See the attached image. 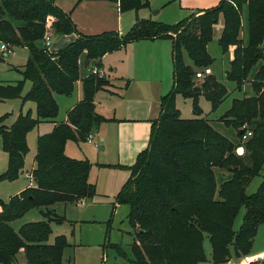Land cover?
<instances>
[{"label": "trees", "instance_id": "16d2710c", "mask_svg": "<svg viewBox=\"0 0 264 264\" xmlns=\"http://www.w3.org/2000/svg\"><path fill=\"white\" fill-rule=\"evenodd\" d=\"M118 2L121 12L147 6L142 0ZM243 5L247 6V44L240 37ZM48 17L53 19L52 34H77L75 41L56 53L45 45H36L43 42ZM219 17L223 21L219 45L224 51L234 46L226 77L237 90H242L261 61L251 79L254 94L233 98L231 107L220 117L237 128L240 139L244 124L251 130L242 154H237L236 144L215 130L207 117L200 116L197 104L198 97L204 95L215 110L228 95L210 75L195 78V72L208 68L211 62L207 44ZM156 37L172 39L173 84L161 97L160 113L152 123L147 147L126 167L130 175L115 197L117 203L128 205L127 219L135 237L127 264H199L206 259L205 236L211 244L212 261L222 264L229 259L230 245L237 255L247 254L258 225L264 223V175L255 192L245 191L264 165V0H220L216 7L175 25L138 18L123 35L111 31L81 34L70 14L55 0H0V42L9 48H28L24 76L32 86L24 100L33 101L36 111V117L28 112L19 114L9 128L0 118L2 148L8 156L0 182L14 180L22 172L29 150L27 132L40 122H55L58 104L54 95L73 93L80 80L82 56L92 65L90 68H99L106 53L136 40ZM184 52L194 68L185 64ZM81 82L82 98L68 110L66 121L38 136L35 168L30 173L34 185L7 201L0 198V264H14L21 250L26 264H62L67 242L59 236L54 243L48 242L50 222L64 219L53 205L95 194V185L88 178V160L74 159L64 152L67 140H86L92 129L105 120L95 111L93 98L105 86V80L89 72ZM23 84V80L15 84L0 81V101L20 96ZM177 94L193 100L197 117L181 118L175 106ZM227 167L232 168L229 177L218 185L215 168ZM242 206L245 213L236 231L233 225ZM31 208L40 209L45 219L14 230L11 222ZM115 248L118 254L123 253L119 246Z\"/></svg>", "mask_w": 264, "mask_h": 264}, {"label": "rangeland", "instance_id": "374dc122", "mask_svg": "<svg viewBox=\"0 0 264 264\" xmlns=\"http://www.w3.org/2000/svg\"><path fill=\"white\" fill-rule=\"evenodd\" d=\"M232 1L237 2L240 0H225L228 3ZM157 9L151 7V12ZM240 18V37L242 42L247 44L246 5L242 6ZM222 25V17H219L214 28L213 38L207 44V52L211 59L208 67L211 70L210 76L228 91V95L215 110L212 109V102L204 95L198 97L197 104L202 111L203 117H208L209 123L215 130L234 142L237 151L238 147L244 148L246 141L240 142L237 128L224 123V121L220 120V117L231 107L233 98H240L244 96V93L242 90H237L235 83L226 77V72L230 67L231 48L228 47L224 51L219 45L218 37L221 33ZM53 40L51 38L50 45ZM38 44H41V42H38ZM10 49L11 53L7 56L0 50V81L15 84L17 81L23 80L24 84L20 96L5 98L0 101V118L2 119V124L8 128L15 122L19 114L24 115L28 112L31 117H36L33 102L24 100L25 95L32 86L31 80L24 76V65L27 62L29 50L25 46H12ZM183 58L186 65L194 68L187 53H183ZM259 63L255 65L250 75L254 73ZM101 79L105 80V86H108L109 80L107 78ZM244 85H246V82ZM244 88L248 91L246 93L250 92V86L248 84ZM77 89L79 87L75 86L73 96L76 95ZM60 98L68 101V98ZM59 103L60 105L57 102V120L65 116L66 110L62 107L63 103L61 101ZM100 103L104 104L105 101L101 100ZM175 106L181 118L189 119L197 117L193 112V100L191 98H185L181 94H177L175 97ZM51 128L52 124L50 122H40L27 132L26 139L29 150L24 157L25 171L31 169L37 151L38 136L49 133ZM96 151V148L86 140L75 141L69 139L65 143L64 152L66 155L78 160L86 159L90 163L89 180L95 183V194L92 197L94 203L83 209L70 206L65 207L63 204H58L55 208V212L67 220H62L63 222L52 220L50 222L51 233L48 242L54 243L58 236L65 239L68 245L62 253L63 264H127L128 259L131 258V243L135 237L134 235L132 236L131 232L129 233L130 227L127 219L129 207L125 203H117L115 201L117 193L126 182V179H128L126 178L127 173L121 174L117 171L99 170L95 164L97 157ZM7 164L8 156L2 148V139L0 137V172L6 170ZM263 175L264 165L259 174L254 176L246 185L245 191L247 194H251L257 190ZM215 177L219 184L221 179L228 178L229 174L225 176L217 169L215 171ZM28 181L29 178L25 177L24 173L19 174L14 180L1 181L0 198L7 201L10 198L9 196L18 194L16 191L21 188L20 186L28 184ZM113 188H117L115 192ZM110 190H112V193H109ZM244 213L245 207L242 206L235 218L234 230L237 231L241 226ZM44 217L45 215L38 208H31L20 218L12 221L11 226L17 231L23 224L42 221ZM78 219L80 221H77ZM86 220L89 222H86ZM203 245L206 259L199 264H216L211 259V244L207 236L204 238ZM115 246H119L123 253L118 254ZM229 251V259L222 264H264V223L258 225L252 247L247 254L237 255L233 245H230Z\"/></svg>", "mask_w": 264, "mask_h": 264}, {"label": "crops", "instance_id": "0c3cea01", "mask_svg": "<svg viewBox=\"0 0 264 264\" xmlns=\"http://www.w3.org/2000/svg\"><path fill=\"white\" fill-rule=\"evenodd\" d=\"M142 1H146L147 6L138 10L121 12L118 0H55L63 11L70 14L77 30L85 35H99L110 31L123 35L133 27L138 18L175 25L192 16L199 15L206 9L216 7L220 2V0ZM151 7L158 9L151 12ZM173 35L175 34L173 33ZM52 38L54 40L48 49L50 52L56 53L75 41L77 34H53ZM36 45L43 47L44 44L41 41V44L37 42ZM262 46L264 47V40ZM230 48L231 61L234 46H230ZM101 64L102 66L99 68L105 72V78L109 80V84L99 89L93 98L95 111L103 116L105 120L90 132L93 136V142H87L97 150L95 164L99 170L117 171L121 174L127 173L126 178H128L130 171L126 167L132 165L137 155L147 147L152 123L160 113L161 97L172 88V39L156 37L130 42L102 56ZM260 64L261 61L258 67ZM91 66L83 56L80 58V80L75 84L79 89H77L75 96H73L74 91L69 96L54 95L58 104L60 105L59 101H61L63 109L66 110L65 116L59 120L55 119V122L44 121L52 124L51 130L56 123L66 121L68 110L81 100V78L89 74ZM254 73L246 81V85L250 86V92L246 93L248 92L244 88L246 85L242 87L245 96L254 94L251 86ZM207 75H211V73ZM60 97L68 98V101ZM101 100L105 103L101 104ZM200 116H203V114ZM239 141L241 142L240 138ZM34 168L35 159L31 169L25 171L23 167L20 174L24 173L27 177V174L32 173ZM217 169L225 176L229 174L227 169L215 168V171ZM222 180L225 179H221V182H223ZM93 184L95 185V183ZM33 185L34 182L29 179L28 184L20 186L21 188L16 193ZM117 188H113L114 192ZM109 193H112V190ZM105 195L107 196V194ZM93 203L92 197L82 198L76 202H58L53 205V209L56 211L55 208L58 204L83 209ZM63 220L67 219L64 217ZM86 222L89 221L86 220ZM131 231L130 227L129 233ZM14 264H26L22 250L18 252Z\"/></svg>", "mask_w": 264, "mask_h": 264}, {"label": "built area", "instance_id": "2783aa9c", "mask_svg": "<svg viewBox=\"0 0 264 264\" xmlns=\"http://www.w3.org/2000/svg\"><path fill=\"white\" fill-rule=\"evenodd\" d=\"M52 18L48 17L46 19V23H45V33H44V38H43V43L46 47H48L50 45V40L53 36L52 34V30H51V24H52ZM0 50L4 53H6L7 55H9L11 53V49L9 48V46L6 43L0 42ZM90 72L93 74H96L99 78H105V72L98 68V67H92L90 68ZM211 70L210 68H204L203 70H198L195 72V78L200 80L202 79L205 75L210 74ZM242 136H241V141H246L250 136H251V130L247 129V126L244 124L242 126ZM93 136L91 133L88 134L86 141L88 142H93L92 140ZM95 144V143H94ZM96 145V144H95ZM27 177L29 179H31V174H27Z\"/></svg>", "mask_w": 264, "mask_h": 264}, {"label": "water", "instance_id": "95a60500", "mask_svg": "<svg viewBox=\"0 0 264 264\" xmlns=\"http://www.w3.org/2000/svg\"><path fill=\"white\" fill-rule=\"evenodd\" d=\"M243 132V130L241 129L240 131H239V133H242ZM243 151H244V149H243V147H238V149H237V154H242L243 153ZM232 168L231 167H227V170L228 171H230ZM234 169L235 170H237V167H234ZM225 174H227V172H225Z\"/></svg>", "mask_w": 264, "mask_h": 264}]
</instances>
